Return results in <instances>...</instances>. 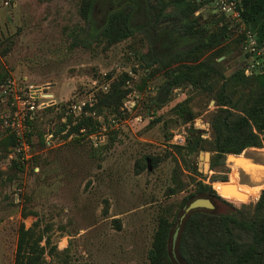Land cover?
<instances>
[{"label": "rangeland", "instance_id": "374dc122", "mask_svg": "<svg viewBox=\"0 0 264 264\" xmlns=\"http://www.w3.org/2000/svg\"><path fill=\"white\" fill-rule=\"evenodd\" d=\"M9 2L5 6L0 0V142L16 136L6 80L25 98L30 86L43 92L27 122V156L16 152V143H0V264H14L19 225L29 228L34 222L49 238L46 250L53 253L45 257L53 264H150L148 252L159 218L174 226L197 182L210 184L228 202L215 201L220 213L254 206L262 189L237 183L240 169L236 166L233 178L231 155L211 167L212 152L185 155L184 162L175 147L185 145L190 127L211 139L209 119L217 106L215 89L210 90L219 76L168 88L169 72L153 64L148 32L142 28L105 47L91 36L79 0ZM107 7V0L98 1L93 16L97 26L104 22ZM193 17L196 27L212 30L214 19L225 26L221 48L209 53L224 52L216 57L224 76L239 69L249 30L244 22L214 11L212 1ZM141 21L136 23L140 26ZM259 47L264 54V46ZM112 84L126 96L119 108L102 107L100 114L104 120L119 118L118 127L108 130L103 140L90 139L83 129L69 133L81 118L97 113L98 97ZM81 100L92 102L93 109L79 115L70 104ZM39 102L49 103L38 107ZM256 149L264 154V146ZM205 152L208 160L200 157ZM229 184L236 187L229 191Z\"/></svg>", "mask_w": 264, "mask_h": 264}, {"label": "trees", "instance_id": "16d2710c", "mask_svg": "<svg viewBox=\"0 0 264 264\" xmlns=\"http://www.w3.org/2000/svg\"><path fill=\"white\" fill-rule=\"evenodd\" d=\"M79 1V13L92 28L91 36L104 42L105 47L132 37L138 27L148 32L145 34L148 52L153 64L161 70H168V88L188 83L198 85L202 79L219 76L210 90L215 89L213 94L217 106L209 119L211 139L203 138L193 127L188 128L185 145L175 146L184 162L187 161L185 155L197 156L206 150L212 152L211 167H217L228 153L240 154L245 148L264 146V70L245 76L242 61L239 69L227 76L222 74V62L216 60L219 50L216 56L209 52L218 46L221 48V38L227 34L225 26H218L220 21L214 19L210 21L215 24L212 30L196 27L193 17L197 10L212 0H107L105 20L100 26L93 17L99 0ZM239 4L242 21L256 34L258 43L264 46V0H239ZM137 20H142L140 26ZM188 44L190 47L183 50ZM2 77L0 73V79ZM126 93L112 84L98 97L95 116L81 118L69 133L83 129L89 134L98 130L100 122L96 116L102 117L100 109L119 108ZM85 108L93 109L88 105ZM6 137L7 140L0 143L15 145L13 135ZM251 150L261 153L257 149ZM148 160L151 165H156L154 158L149 157ZM235 175L236 162L233 178ZM223 180L226 181L227 177ZM214 189L210 184L197 182L194 193L184 198L182 206L198 196L209 197L214 204L216 200L228 204ZM172 230L173 222L161 216L148 252L150 264H175L169 248ZM49 243V238L38 229L37 222L29 228L20 223L14 264H53L45 257L53 253L51 249L46 250ZM177 256L182 264H264V188L252 208H233V212L226 213L207 209L193 211L181 228Z\"/></svg>", "mask_w": 264, "mask_h": 264}, {"label": "built area", "instance_id": "2783aa9c", "mask_svg": "<svg viewBox=\"0 0 264 264\" xmlns=\"http://www.w3.org/2000/svg\"><path fill=\"white\" fill-rule=\"evenodd\" d=\"M212 3L215 11H219L231 20L241 22V24L244 25L241 18V6L239 4V0H212ZM3 4L8 6L10 2L9 0H3ZM242 25L240 26L242 27ZM242 54L244 61L243 73L245 76H251L264 70L263 54L261 55L257 36L251 30L245 31ZM13 84L14 82L12 80H6L5 91L9 90V92H12L11 104L15 108L10 125L15 129L16 152L27 156L29 149V143L26 137V131L28 129L27 122L33 119L34 109L36 108L35 99L42 96L43 90L41 87L30 86L25 98L13 90ZM48 103L49 102H39L38 107ZM88 105L92 106L93 103L89 102ZM86 106L87 104L83 100L79 101L78 104H70V107L73 110L77 109L79 115L86 112ZM133 106V103H131L129 106L126 105L127 109H130ZM89 115L94 117L95 112L92 111L89 113ZM96 118L100 122V126L98 130L88 134V137L92 140L96 139L97 137L99 140H103L108 130L115 129L119 125V118L115 116L108 117L106 120L102 119L101 116H96ZM94 144H96V142Z\"/></svg>", "mask_w": 264, "mask_h": 264}, {"label": "water", "instance_id": "95a60500", "mask_svg": "<svg viewBox=\"0 0 264 264\" xmlns=\"http://www.w3.org/2000/svg\"><path fill=\"white\" fill-rule=\"evenodd\" d=\"M251 149H256V148L254 147L245 148L240 154H232V153H228V154L232 156L230 162H236V166L239 167L241 170V182L256 185V184H260L264 180V173L262 172V174H260L257 172V177H256L257 179H252V180L249 179L248 181L245 180V176L246 174H248L249 170L247 169L248 171H246L245 163L241 158L248 157V159H250V163L255 164V161L257 160L262 161L264 159V155L258 154L257 152H253ZM200 157L205 160H208L209 152H205L204 155H201ZM224 182H229V180L224 181ZM227 190L230 191L232 189L229 188ZM198 209L214 210L215 206L211 198L204 197V196L194 197L189 202H187L184 206H182L178 214L177 220L173 226L172 234L170 237V243H169L170 255L173 261L175 262V264H182L177 256V244H178V238H179L181 228L185 220L187 219V217L193 211L198 210Z\"/></svg>", "mask_w": 264, "mask_h": 264}, {"label": "bare ground", "instance_id": "6f19581e", "mask_svg": "<svg viewBox=\"0 0 264 264\" xmlns=\"http://www.w3.org/2000/svg\"><path fill=\"white\" fill-rule=\"evenodd\" d=\"M261 154V153H258ZM244 163H245V169L246 171H248V174H246L245 176V180H249V179H257V172L262 174V172L264 173V159L261 160H257L255 161V164H251L250 163V159H248V157H245V159H243ZM248 169V170H247ZM237 183H239L240 185H245L247 188H249L250 190H256L259 191L261 189L264 188V180L260 183V184H256V185H250V184H246L241 182V170L239 172L238 178H237ZM236 184V183H235ZM237 185V184H236ZM239 186V185H238ZM228 188H235L236 186L234 184H229L227 185Z\"/></svg>", "mask_w": 264, "mask_h": 264}, {"label": "flooded vegetation", "instance_id": "af4514ba", "mask_svg": "<svg viewBox=\"0 0 264 264\" xmlns=\"http://www.w3.org/2000/svg\"><path fill=\"white\" fill-rule=\"evenodd\" d=\"M214 204V203H213ZM214 206H215V204H214ZM214 210H216V206H215V209Z\"/></svg>", "mask_w": 264, "mask_h": 264}, {"label": "crops", "instance_id": "0c3cea01", "mask_svg": "<svg viewBox=\"0 0 264 264\" xmlns=\"http://www.w3.org/2000/svg\"><path fill=\"white\" fill-rule=\"evenodd\" d=\"M246 184H248V183H246ZM250 185H252V184H250Z\"/></svg>", "mask_w": 264, "mask_h": 264}]
</instances>
